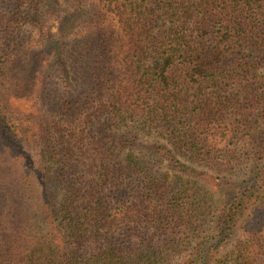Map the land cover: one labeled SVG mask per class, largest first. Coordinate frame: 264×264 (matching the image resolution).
Returning a JSON list of instances; mask_svg holds the SVG:
<instances>
[{
	"label": "trees",
	"instance_id": "1",
	"mask_svg": "<svg viewBox=\"0 0 264 264\" xmlns=\"http://www.w3.org/2000/svg\"><path fill=\"white\" fill-rule=\"evenodd\" d=\"M0 264H264V0H0Z\"/></svg>",
	"mask_w": 264,
	"mask_h": 264
},
{
	"label": "rangeland",
	"instance_id": "2",
	"mask_svg": "<svg viewBox=\"0 0 264 264\" xmlns=\"http://www.w3.org/2000/svg\"><path fill=\"white\" fill-rule=\"evenodd\" d=\"M62 4V8H61V12L58 13L55 17H53L52 19L47 20L46 25L48 28H50L49 30L51 31V33L53 35H57L58 34V26L61 20V17L66 15V9L67 6L61 2ZM20 32L23 33L22 35V44L21 42H18L17 44H15L16 47H22L24 48L23 50L21 49V55H23L24 53L27 54L31 51H37L38 47L40 46V43L38 42V39L36 37V32L30 28V26H24V27H20ZM13 45V44H12ZM56 79L60 82L63 83L64 79L62 78L61 74H58L57 72H54ZM240 234H236L231 243L220 253V256H224L228 253V251H231L232 249V245H233V241L238 240Z\"/></svg>",
	"mask_w": 264,
	"mask_h": 264
}]
</instances>
